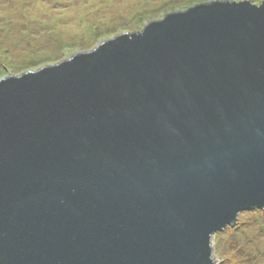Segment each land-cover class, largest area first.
Instances as JSON below:
<instances>
[{
    "label": "water",
    "instance_id": "1",
    "mask_svg": "<svg viewBox=\"0 0 264 264\" xmlns=\"http://www.w3.org/2000/svg\"><path fill=\"white\" fill-rule=\"evenodd\" d=\"M262 208L264 1L0 79V264H214L212 236Z\"/></svg>",
    "mask_w": 264,
    "mask_h": 264
},
{
    "label": "rangeland",
    "instance_id": "2",
    "mask_svg": "<svg viewBox=\"0 0 264 264\" xmlns=\"http://www.w3.org/2000/svg\"><path fill=\"white\" fill-rule=\"evenodd\" d=\"M208 1L219 0H0V64L7 67L0 79L61 62ZM235 221L211 238L214 264H264V208L242 211Z\"/></svg>",
    "mask_w": 264,
    "mask_h": 264
},
{
    "label": "trees",
    "instance_id": "3",
    "mask_svg": "<svg viewBox=\"0 0 264 264\" xmlns=\"http://www.w3.org/2000/svg\"><path fill=\"white\" fill-rule=\"evenodd\" d=\"M0 67H2V68H0V72H3V75L5 76V74H6L5 72H6L7 67H5L4 64H0Z\"/></svg>",
    "mask_w": 264,
    "mask_h": 264
}]
</instances>
